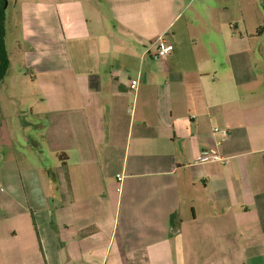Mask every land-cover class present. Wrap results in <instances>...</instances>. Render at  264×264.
I'll use <instances>...</instances> for the list:
<instances>
[{
  "label": "crops",
  "instance_id": "1",
  "mask_svg": "<svg viewBox=\"0 0 264 264\" xmlns=\"http://www.w3.org/2000/svg\"><path fill=\"white\" fill-rule=\"evenodd\" d=\"M178 1H20L59 181L0 197V264H264V25Z\"/></svg>",
  "mask_w": 264,
  "mask_h": 264
},
{
  "label": "rangeland",
  "instance_id": "2",
  "mask_svg": "<svg viewBox=\"0 0 264 264\" xmlns=\"http://www.w3.org/2000/svg\"><path fill=\"white\" fill-rule=\"evenodd\" d=\"M20 1L23 0H0L4 6L1 9L4 13V43L9 57V68L0 84V197L14 189L35 213L37 203L42 201L37 178L47 193L58 192L52 187L59 181L56 163L60 154L52 155L42 143L35 124L46 119L29 112V106H38L29 105L36 101L37 88L21 68L24 41L16 13ZM194 10H199L198 16L208 11L215 17L222 15L224 20L234 22L242 14L237 21H243L247 29L256 22L264 25V0H191L183 9L184 15L189 17ZM262 32L264 30L258 27V32L253 31V35ZM35 169L37 173H34ZM0 211H3L2 206Z\"/></svg>",
  "mask_w": 264,
  "mask_h": 264
},
{
  "label": "built area",
  "instance_id": "3",
  "mask_svg": "<svg viewBox=\"0 0 264 264\" xmlns=\"http://www.w3.org/2000/svg\"><path fill=\"white\" fill-rule=\"evenodd\" d=\"M171 49H172V46L170 44L160 45L157 48V54L159 56H163L166 53H168ZM129 86H130L131 89H135L136 86H137V80L136 79H131L129 81ZM218 130L219 129H217V128H213V131H218ZM221 132L226 133V131L224 129L221 130ZM197 160L200 161V162L201 161H214V160H221V158L218 156L217 153H215L213 151L211 152V151H208V150H201L199 152V154H198ZM119 179H120V177H119Z\"/></svg>",
  "mask_w": 264,
  "mask_h": 264
},
{
  "label": "trees",
  "instance_id": "4",
  "mask_svg": "<svg viewBox=\"0 0 264 264\" xmlns=\"http://www.w3.org/2000/svg\"><path fill=\"white\" fill-rule=\"evenodd\" d=\"M0 2V84L9 66V57L4 43V13Z\"/></svg>",
  "mask_w": 264,
  "mask_h": 264
},
{
  "label": "water",
  "instance_id": "5",
  "mask_svg": "<svg viewBox=\"0 0 264 264\" xmlns=\"http://www.w3.org/2000/svg\"><path fill=\"white\" fill-rule=\"evenodd\" d=\"M5 4V3H4ZM4 7V6H3Z\"/></svg>",
  "mask_w": 264,
  "mask_h": 264
}]
</instances>
